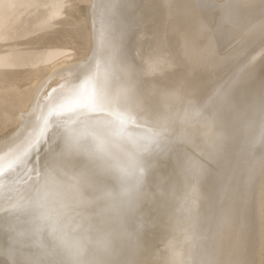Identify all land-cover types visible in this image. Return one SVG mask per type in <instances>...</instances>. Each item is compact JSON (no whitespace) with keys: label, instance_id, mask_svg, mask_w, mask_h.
I'll list each match as a JSON object with an SVG mask.
<instances>
[{"label":"water","instance_id":"obj_1","mask_svg":"<svg viewBox=\"0 0 264 264\" xmlns=\"http://www.w3.org/2000/svg\"><path fill=\"white\" fill-rule=\"evenodd\" d=\"M0 264H264V0H0Z\"/></svg>","mask_w":264,"mask_h":264}]
</instances>
